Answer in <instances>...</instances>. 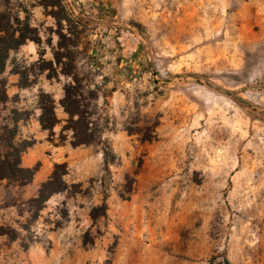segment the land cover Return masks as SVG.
<instances>
[{
	"label": "rangeland",
	"instance_id": "obj_1",
	"mask_svg": "<svg viewBox=\"0 0 264 264\" xmlns=\"http://www.w3.org/2000/svg\"><path fill=\"white\" fill-rule=\"evenodd\" d=\"M1 15L41 43L0 74V126L27 110L21 166L39 165L29 185L0 179V264H264V0H0ZM12 64L34 84L19 89ZM63 72L97 90L100 141L60 131ZM39 91L55 100L53 136ZM56 164L66 190L37 212Z\"/></svg>",
	"mask_w": 264,
	"mask_h": 264
},
{
	"label": "trees",
	"instance_id": "obj_2",
	"mask_svg": "<svg viewBox=\"0 0 264 264\" xmlns=\"http://www.w3.org/2000/svg\"><path fill=\"white\" fill-rule=\"evenodd\" d=\"M57 22L60 23V20H57ZM30 31L34 32V29L30 28L26 20H20L19 18L10 20L5 16L0 18V74L4 72L10 52L18 50L27 41H32L37 45L41 43L36 32L30 35ZM61 59L62 57L54 54V63L57 66L63 65ZM42 63L41 71L52 70L51 61ZM10 73L18 75L17 87L19 89L34 84L29 79L26 69H21L18 64H12ZM63 74L66 76L71 75L65 72ZM47 76L50 77L49 74ZM6 88L7 80L0 78V104H5L9 100ZM62 90L63 95L59 100V105L67 118L60 131L71 133L70 143L74 147L90 145L100 141L101 126L93 118L92 112V101L97 100V90L82 84L75 75L70 76L69 81L63 85ZM37 107L40 110L38 116L40 128L53 136V129L60 122L55 113V100L50 94L39 91ZM29 117L30 113L27 110L12 108L9 110L8 123L0 126V179L10 181L21 187L29 185L39 169L38 164L34 167L21 166L22 155L35 143L34 139H22L18 135L19 123L27 121ZM104 157L107 161V152L104 153ZM65 174L66 165L56 164L48 178L39 184L36 194L31 198L35 211L42 210L44 203L53 195L66 190V184L62 179ZM105 212L106 207L102 204L90 211V218L95 222L99 217L104 216ZM223 262L229 264L226 258Z\"/></svg>",
	"mask_w": 264,
	"mask_h": 264
}]
</instances>
